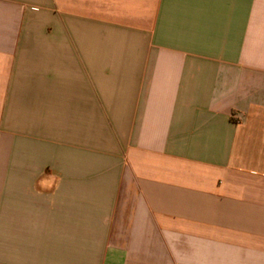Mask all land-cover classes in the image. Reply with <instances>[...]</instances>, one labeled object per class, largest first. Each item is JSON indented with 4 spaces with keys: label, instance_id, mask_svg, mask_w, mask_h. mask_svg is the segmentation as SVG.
<instances>
[{
    "label": "crops",
    "instance_id": "0c3cea01",
    "mask_svg": "<svg viewBox=\"0 0 264 264\" xmlns=\"http://www.w3.org/2000/svg\"><path fill=\"white\" fill-rule=\"evenodd\" d=\"M0 264H264V0H0Z\"/></svg>",
    "mask_w": 264,
    "mask_h": 264
}]
</instances>
